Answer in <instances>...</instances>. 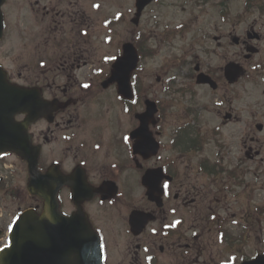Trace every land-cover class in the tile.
<instances>
[{"label":"flooded vegetation","instance_id":"obj_1","mask_svg":"<svg viewBox=\"0 0 264 264\" xmlns=\"http://www.w3.org/2000/svg\"><path fill=\"white\" fill-rule=\"evenodd\" d=\"M9 1L5 0L2 7L4 34L0 45L10 32V12L5 10ZM133 1L132 39L120 41V48L118 46V51L112 54L102 53L93 40L99 37V42L104 43L109 38L112 46L114 26L108 23L111 35H98L101 28L99 22L93 20L92 13H99L93 12L92 0H25L18 77L0 63L8 72L11 83L36 89L42 104H53V110L46 116L41 115L30 126L29 133L38 153V183H51L52 188L69 183L58 188L52 204L56 209L53 214L66 219L70 231L85 237L84 248L87 250L86 256L83 253V259L77 260L74 246L69 261L73 264L247 262V226H230L237 225L231 220L236 218L231 210H235V199L240 200L241 190L247 199V183H237L234 178L237 171L247 173L248 163L254 170L264 169L262 165L258 166L259 162L264 163L262 146L255 149L252 144L258 140L254 137L250 138V144L247 141V136L253 132L251 122L247 126V101H243L244 107L236 109V100L224 95L223 102L213 100L214 104L209 107L202 101L199 88H206L213 99L220 97V92L230 93L236 85L228 82L226 69L229 64L243 66L240 60L247 62V66H243L246 68L243 77H247L250 67L259 73L264 69V59L253 64L254 58L263 53L264 0L259 3L247 0L246 20H222L228 29L221 39L219 36L225 43L220 45L221 53L215 56L220 58L222 55L219 54H225L222 60L227 62L219 72L215 73L216 69L212 70L202 59L194 63L188 61L197 58L194 57L197 53L187 54L189 56L183 61L185 66L181 68L188 73L182 75L183 82L179 84L181 107L178 112L181 116L169 119V113L176 110L170 97L165 104L153 100L157 104L155 124L148 127L149 142L141 143L143 147L150 146L142 154L136 148L139 140L135 133L140 128L139 115L149 99L141 98L140 68L132 74V98L125 100L113 77V65L123 55L125 44L131 43L139 56L144 52L143 44L154 36L155 30L141 40L145 38L141 36V26L160 0L146 6L141 14L139 0ZM227 6L220 4V8L226 10ZM252 12H258L262 21H252ZM111 21L113 17L106 19V22ZM243 25L247 26L245 30H241ZM240 30L242 32L237 35ZM117 32L114 35L117 36ZM201 74L209 77L214 86L210 81L198 84ZM258 76L264 83V74ZM85 84L90 87L84 88ZM171 86L172 83L165 79L166 93L171 92ZM263 105L264 102L258 112L252 113L253 117L264 119ZM204 115H211V121ZM26 119L25 115L17 117L19 122ZM227 129H237L234 133L237 139L230 147L218 139H222L220 134ZM256 129L263 133L264 124L258 123ZM236 140L240 141L243 157L232 159L235 152L231 149ZM209 152L210 157H203ZM11 157L17 162L5 163ZM0 158V161L4 160L0 165L6 166V170L19 167L14 173L11 171L18 179L0 175L1 256L4 250L13 246L10 234L18 218L32 213L36 220L43 219L46 200L29 195L23 187L6 184L29 183L28 161L14 154ZM151 170L160 171L162 177L161 183H151L152 196L143 184L145 174ZM244 215L246 219L247 208ZM55 222L58 227L57 218ZM53 225L49 221L40 225L42 235L52 234L46 235V247L51 241L55 242V233L59 231ZM207 245L212 248L207 249ZM214 249H217L216 253L212 252ZM209 251L212 253H207ZM11 262V259L4 260V264ZM40 264L58 262L46 260Z\"/></svg>","mask_w":264,"mask_h":264},{"label":"rangeland","instance_id":"obj_2","mask_svg":"<svg viewBox=\"0 0 264 264\" xmlns=\"http://www.w3.org/2000/svg\"><path fill=\"white\" fill-rule=\"evenodd\" d=\"M34 1V0H32ZM201 1V4H200ZM253 1V0H252ZM27 2V1H26ZM25 0H10L9 4L5 7V10L10 12V32L7 40L0 45V63H2L7 69L11 70L14 77H18L19 70L21 67L20 55H21V42L23 37V9L26 7L24 4ZM247 0H234L227 2L224 5H228L226 9L220 8L222 5V0H160L148 13L145 22L141 26V36L148 37L150 31L155 30L154 36L150 40H145L143 46L146 53V57L143 58L139 70V84L141 86V98L147 97L155 101L165 102L174 101L176 105V110L173 113H169L170 120L181 116L178 112L181 105V92L179 84L183 82V76L188 73V71H183L181 67L185 66L184 59H187L188 53H197L192 60V63L204 60L207 65L212 69H216L215 73L219 72V68H223L227 60L225 59V54L220 58H216V53H221L220 45H224L225 42L220 41L222 33H226L228 26L222 20L227 21L228 19H234L238 22L239 19L246 20L247 17L244 15L247 9ZM93 20L99 22L101 32L98 35L108 36L111 35L108 27V23L113 24L111 31L117 32V36L112 34L113 45L110 46V39H105V42H99V37L93 38L96 45L100 48L102 53H116L118 51V46L120 48V41H131L134 27L130 22L133 10L134 1L133 0H92ZM198 5L201 7H197ZM102 6V7H101ZM123 9V11L121 10ZM113 17V21L106 22V19ZM121 17L123 19H121ZM243 20V21H244ZM251 20L262 21L261 15L258 12L251 13ZM241 30L246 29V25H243ZM237 35H240V32ZM220 36V39H219ZM243 37V35H241ZM226 41V40H224ZM231 43V40H229ZM228 45V44H227ZM261 46V45H260ZM263 53L261 56H256L253 60V64L261 63L264 59V45L262 46ZM239 51L238 49H235ZM223 57V58H222ZM237 61V60H236ZM243 66H247V62L240 60ZM183 65V66H182ZM192 70H194V65H191ZM247 77H243L236 86L232 87L230 93L220 92V97H213L207 93V89L199 88L201 93L202 101L211 107L214 101L221 99L224 95L232 97L236 100L235 107L239 109L243 105V101H247V126L249 122L253 125V132L247 136V141L251 137H254L258 141L252 145L255 149H261L262 155L264 157V132L261 133L256 129L258 123L264 124V119L261 116L253 117L252 113L258 112L260 107L264 102V83L259 79L258 74H264V69L258 72L254 67H250V72ZM183 75V76H182ZM157 78H161L162 81H157ZM170 81L173 86H171V92H165L164 82ZM169 80V81H168ZM175 83V84H174ZM191 85V82H188ZM195 85V82H194ZM172 99V100H171ZM169 102V103H170ZM177 102V103H175ZM180 105V106H179ZM242 107V108H243ZM241 108V109H242ZM264 108V105L263 107ZM143 110V109H141ZM264 110V109H263ZM251 114H250V113ZM239 116L244 113H237ZM206 115H204L205 117ZM211 115H207L205 119L211 121ZM172 122V121H171ZM173 123V122H172ZM248 128V127H247ZM236 130H225L222 139L219 137V142L222 143L224 140V145H228L234 142L236 137L234 133ZM225 137V138H224ZM239 140L235 141V146L231 150L235 152L232 155L233 158H242L240 154L241 148L239 147ZM211 152V151H210ZM204 153L203 157L207 155L210 157L211 153ZM200 157V156H199ZM196 158V156L194 157ZM193 158V159H194ZM0 161V163H3ZM9 163L17 162L13 157L5 161ZM12 165V164H11ZM247 166V179L243 171H237L238 177L242 178L245 183H247V199L244 197L242 190L240 191V200H237L235 205V210H231L233 214H236L235 223L237 225H230L231 227H239L238 224H242V227L247 226V259L255 257L258 253H264V169H252L250 168L252 164L248 163ZM263 166L264 163H258V166ZM260 168V167H259ZM6 166L0 165V175L8 176V178L13 177V180L18 179L16 176L14 178V173L19 167H15L12 170H6ZM12 171V173H11ZM206 181V180H204ZM11 184L12 187L18 185L20 188L26 189L27 183H6ZM237 192V189L235 193ZM3 194V193H2ZM234 195V194H233ZM247 208V216L245 219L244 212ZM233 214H230L232 217ZM244 215V216H243ZM223 223V221H222ZM229 225L226 224V227ZM241 227V228H242ZM205 239V238H204ZM203 239V241H204ZM223 245H220L222 248ZM212 248L207 245V249ZM217 249L212 252L216 253ZM211 251L207 253H212Z\"/></svg>","mask_w":264,"mask_h":264},{"label":"water","instance_id":"obj_3","mask_svg":"<svg viewBox=\"0 0 264 264\" xmlns=\"http://www.w3.org/2000/svg\"><path fill=\"white\" fill-rule=\"evenodd\" d=\"M153 1L139 0L140 12ZM4 2L5 0H0V40L3 37L4 30L1 10ZM138 64L139 57L136 49L131 44L125 45L123 57L119 58L114 65V70H117L115 78H118L117 81L120 85L119 91L125 99L132 98L130 81L132 73ZM244 73L245 71L240 66L233 64L227 68L226 76L233 83ZM7 75V72L0 67V154L13 152L29 162L31 178L28 184V192L31 195L44 198L46 200V207L43 219L39 220L37 218L36 220V216L32 213H25L19 218L10 236L13 241V246L10 250H4L2 252L0 264H4V260L7 259H11L12 264H40L46 260H53L56 263L58 262V264H73L69 259L71 251L74 250V246L77 252V260L83 259V253L84 257L87 254V250L84 248V243H86L85 237L79 232H75L74 230L70 231L66 219L53 214L56 209L52 205L58 188L69 183H61L56 188H52L51 183H38V153L33 148L31 136L28 134L30 124L36 122L41 115L46 116L49 111L53 110V104H42L40 94L36 89H28L12 84L9 82ZM203 77L205 76L201 75L199 83L209 81L208 77H205L208 81L202 80ZM147 105V111L139 117L143 126L135 133L139 140L136 148L141 154L150 148V146L143 147L141 143L149 142V137L147 138V127L151 122V118L156 113L154 103L148 102ZM21 114L26 115L27 119L23 122H17L16 117ZM149 173L151 174H148L144 178V185L149 189L148 194L152 196L153 187L151 183H158L157 176L154 175L157 172ZM56 218L58 227L55 224ZM48 221L54 224V228H59V231L55 233V242L51 241L50 245L46 247V235L52 236V234L45 233L42 235L40 225L42 222L46 224ZM80 246L83 249H80ZM246 264H264V254L248 261Z\"/></svg>","mask_w":264,"mask_h":264},{"label":"snow or ice","instance_id":"obj_4","mask_svg":"<svg viewBox=\"0 0 264 264\" xmlns=\"http://www.w3.org/2000/svg\"><path fill=\"white\" fill-rule=\"evenodd\" d=\"M111 59H115V57H112ZM83 87H84V88H88V87H90V86H89L88 84H85V85H83ZM127 139H128V138L125 137V140H127ZM167 187H168V185L165 184V185H164V188L167 189Z\"/></svg>","mask_w":264,"mask_h":264}]
</instances>
